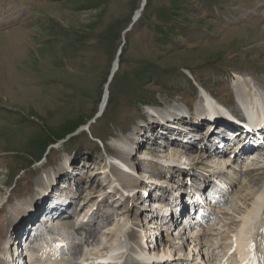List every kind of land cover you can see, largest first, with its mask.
I'll return each instance as SVG.
<instances>
[{
	"label": "rangeland",
	"instance_id": "1",
	"mask_svg": "<svg viewBox=\"0 0 264 264\" xmlns=\"http://www.w3.org/2000/svg\"><path fill=\"white\" fill-rule=\"evenodd\" d=\"M143 1L0 0V264L7 263L9 248L21 256L18 241L36 234L41 218L59 217H69L57 231L63 227L65 249L74 254L46 264H120L124 257V264H141L127 259L139 253L149 257L146 264H234L223 252L251 201L243 188L237 194L234 187L215 209L204 237L196 228L163 224L143 208L163 194L157 212L168 210L185 179L165 165L180 162V155L189 158L181 161L193 167L192 178L206 168L224 171L225 161L224 172L243 183L237 169L257 173L253 168L264 166V154L252 165L211 159L193 147L201 126L181 131L159 117L200 106L199 85L235 109L237 94L247 96L245 78L264 113V0ZM143 119L154 121L153 131L139 132ZM171 133L192 135L188 151L179 139L170 141ZM129 142L132 153L120 151ZM31 156L39 160L24 168ZM258 184L264 179L251 189ZM108 192L117 204L102 202ZM142 236L144 247L137 243Z\"/></svg>",
	"mask_w": 264,
	"mask_h": 264
},
{
	"label": "bare ground",
	"instance_id": "2",
	"mask_svg": "<svg viewBox=\"0 0 264 264\" xmlns=\"http://www.w3.org/2000/svg\"><path fill=\"white\" fill-rule=\"evenodd\" d=\"M115 64H117V63H115ZM116 67H117V65H116ZM236 76H240V75H236ZM242 77H244V76H242ZM247 79L245 78L244 80H243V82H244V84L242 83V87L244 88L243 90L245 91L244 93H245V95L247 94V96H242L241 95V93H236L237 94V97H239L240 99H241V101L244 103L246 100H249L250 99V105L252 106V107H256V108H258V109H260V111L261 110H263L262 109V107H261V97L258 95H256V91L255 90H253V88L250 86L251 84H250V82L249 81H247ZM236 90H237V88H236ZM253 93V95H252V93ZM255 94V95H254ZM106 99H107V97L106 96H104V98H103V100H102V105L100 106V112L103 114V112H104V106H105V103H106ZM259 99V105L257 106V100ZM253 103V104H252ZM208 106V105H207ZM209 107V106H208ZM199 108H201V106H198L196 109H197V111H199ZM200 111H202V110H200ZM179 113H181V112H175L174 114H176L177 116H179L180 114ZM256 114V113H255ZM172 115V114H171ZM170 115V113H168V112H163V114L162 115H159V116H163V117H165L166 116V118H168V117H170L171 116ZM154 125H156L155 123H154V121L153 120H148V123L145 125L144 123L142 124V126L143 127H139V132H143V130H148V131H153L154 129ZM150 136H152V135H150ZM151 138V137H150ZM172 138V137H171ZM140 141V140H139ZM139 141H137V142H139ZM141 145V144H140ZM181 147H183L185 150H188V148H186L187 146L186 145H181ZM201 153L203 152L202 150H199ZM253 152V151H252ZM261 154H264V153H262V151H258V153H257V157H256V159L255 160H258L259 158L261 159ZM209 156V155H208ZM180 157H181V160H189V158L187 157V156H181L180 155ZM183 157V158H182ZM209 157H211V156H209ZM219 158H221L222 160H223V158L222 157H214V158H211V159H219ZM180 160V162L177 160L176 162H170V163H168L169 165H173L174 163H181V164H185V165H188V164H186L184 161L182 162ZM109 163V162H108ZM67 164V163H66ZM223 167H224V171H227V170H229V169H227V166H226V164H225V161H224V163H223ZM250 165H252V163H250ZM123 166V165H122ZM121 166V167H122ZM229 166V168H233L232 167V164L230 165H228ZM68 168L70 167V164L67 166ZM126 169V167L125 166H123V168H121L120 170H125ZM171 169H175V168H171ZM178 169V168H177ZM253 169H257L258 171H257V173H252L253 171L251 170V169H249V170H247V171H240L239 173H241L242 174V176H245V178L247 179V180H245L243 183H240V181H236L235 182V184L236 185H238V186H235V184L233 185V187H232V190H231V192L234 190V187H237L236 188V190H235V192H238L237 194H239L240 192H241V190H242V188H243V190L244 191H246V195H250V198H251V201H250V203H249V205L245 208V210H244V212H243V216H242V218L239 220V228L236 230V232H234V240H232V239H230L231 240V242H230V244H233L234 243V248H235V250H234V252L235 253H233L234 255H231V257H230V259H229V261L228 262H230V260L232 259V260H234V264H248V260H247V256H248V251L246 252V248H249V243L251 242L250 240H251V237L253 238L254 236H255V231H258L259 232V229L260 228H262V234H263V239L261 240V246L263 247L262 249H263V251H264V225H263V223H264V219L262 218V220H261V226L262 227H258V225H259V223L258 222H260V221H258V211H259V209H261L263 206H264V184L263 185H259L258 186V188H256V189H251V187L254 185V183H258V181H260V179H264V166H260L259 168H253ZM170 170V169H169ZM125 171H127V169L125 170ZM125 171H123V172H125ZM118 172V171H117ZM186 172V171H185ZM92 174L94 173L96 176H98V174H100V171H92L91 172ZM94 175V176H95ZM171 176H172V174H170ZM93 176V177H94ZM182 176V175H181ZM55 177V176H54ZM92 177V178H93ZM170 177V176H169ZM120 178H121V180H125V179H127L126 178V176H125V174H122V173H120ZM99 181L100 182H102V179L99 177ZM129 180H126V181H124L126 184L127 183H129L128 182ZM103 184L104 183H106V182H102ZM102 184V185H103ZM240 184V185H239ZM175 191H176V189H175ZM112 192H108V193H106L104 196H102V202L103 201H107V203L108 204H110V205H112V203H116V202H118L117 201V199H118V197H116L115 195H113V194H111ZM176 193H178V191L176 192ZM110 195V196H109ZM241 195V194H240ZM156 197H158V199L159 200H157L156 202L154 201L151 205V207L150 208H143L144 210V212L143 213H146L147 211L148 212H154V211H158V207L160 206V200L162 201L164 198H165V196L163 195V194H161V195H159V196H155V198ZM152 198H150V199H147V200H151ZM144 203L146 204V206H148V205H150V202H148V201H144ZM117 204V203H116ZM119 204V203H118ZM120 205H117V207H119ZM115 208H116V206H115ZM237 211V210H236ZM240 212V211H239ZM75 219H76V216H75ZM157 222V221H156ZM59 223L60 224H62V222L61 221H59ZM158 223V222H157ZM59 224V225H60ZM79 224L80 223H74V225H76V226H79ZM110 224V223H109ZM112 224V223H111ZM58 222L57 223H55V228L57 227V229H56V233L55 234H57V235H59V233L62 231V229H63V227L62 228H60L61 230H60V232H58L57 230H58ZM62 225H64V223L62 224ZM70 225H72V224H70V223H68V225L67 226H70ZM32 230V229H31ZM199 231V237H204V236H206L207 234V231L206 230H198ZM110 232V231H109ZM109 232H107V233H109ZM111 233V232H110ZM156 236V235H155ZM146 236H144L143 238H138L139 240H137V243H138V245L139 246H143L144 247V245L146 246V242H147V239L145 238ZM145 238V239H144ZM145 243V244H144ZM148 244V243H147ZM149 245V244H148ZM148 245H147V247H148ZM251 247V246H250ZM46 248H47V244L46 245H41V246H39L38 248H37V250H36V252L38 253V255L37 256H34V257H32V253H30L29 255H28V257H29V259H30V261L32 262V264H34V262L36 261V260H41V261H45V260H47V258L50 256V254L49 253H47L46 252ZM216 249V248H215ZM248 250V249H247ZM89 252V251H88ZM88 252H85V254H88V256H90V254L92 255L93 253L91 252V253H88ZM82 253H84V252H82ZM225 254V253H224ZM7 255H8V260H7V263L9 262V258H10V256H12V254H11V250L10 249H8L7 250ZM207 255H209L208 253H207ZM136 258V260L138 261V262H140L141 264H146V263H148L147 262V259H149V257L146 259V257H144L141 253H139V254H137V255H134ZM138 256V257H137ZM236 256H238V257H236ZM128 259H131L130 257H127ZM186 261H190V262H192L193 260L191 259V260H186ZM12 262V261H11ZM102 262H103V264H109V261L108 260H104V259H102ZM184 262H185V260H184ZM187 262V263H188ZM124 264V263H127V261H126V258L124 259V261L122 262V260L120 261V264ZM153 263V261L151 262V263H149V264H152ZM4 264H5V262H4ZM230 264V263H229Z\"/></svg>",
	"mask_w": 264,
	"mask_h": 264
},
{
	"label": "water",
	"instance_id": "3",
	"mask_svg": "<svg viewBox=\"0 0 264 264\" xmlns=\"http://www.w3.org/2000/svg\"><path fill=\"white\" fill-rule=\"evenodd\" d=\"M58 140H60V137H58L57 139H53V138H52L51 140H47V141L43 144V146L41 147V149L44 148V147L47 146V145H50V144H53V143L57 142ZM33 157H34V156H31V157H30V159L28 160V163L25 164L24 168L31 166L33 163H36V162L39 160V157H37V156H35L34 158H33Z\"/></svg>",
	"mask_w": 264,
	"mask_h": 264
}]
</instances>
